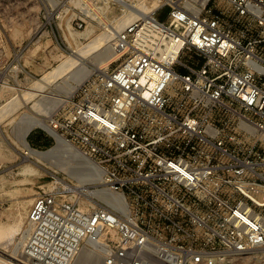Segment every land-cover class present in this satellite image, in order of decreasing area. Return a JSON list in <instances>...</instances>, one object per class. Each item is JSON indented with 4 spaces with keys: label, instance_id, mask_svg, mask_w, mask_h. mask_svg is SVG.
<instances>
[{
    "label": "built area",
    "instance_id": "2783aa9c",
    "mask_svg": "<svg viewBox=\"0 0 264 264\" xmlns=\"http://www.w3.org/2000/svg\"><path fill=\"white\" fill-rule=\"evenodd\" d=\"M225 1L176 0L117 30L113 66L48 121L97 166L101 202L37 192L14 263L224 264L264 248V0Z\"/></svg>",
    "mask_w": 264,
    "mask_h": 264
},
{
    "label": "rangeland",
    "instance_id": "374dc122",
    "mask_svg": "<svg viewBox=\"0 0 264 264\" xmlns=\"http://www.w3.org/2000/svg\"><path fill=\"white\" fill-rule=\"evenodd\" d=\"M219 1L227 5L225 0H215L218 4ZM123 14L121 0H0V109L3 107V111L0 110V113H3L0 117V224L13 221L10 214L21 199L26 203L27 215L33 197L40 191L65 195L83 208L95 203L91 197L101 202V196L98 194L101 192L100 176L97 178L95 171L84 168L87 163L79 153L74 157H65L68 164L66 169L49 163H39L38 166L30 162L37 171L21 172V165L27 162L20 161L19 151H22V147L17 143V134L33 117L44 122L49 121L54 111L73 95L84 77L99 72V69L93 67L99 64L96 57L90 58L84 66L76 69L77 73L75 71L69 77H57L43 88L33 90L34 84L39 82L42 75L58 64L59 60L53 55L60 51L65 54L70 52L61 33L60 19L67 20L78 32L83 31L87 25H92L91 33L96 34L111 30L116 23L115 19L117 21ZM166 14L167 6L159 8L158 18L164 19ZM81 18L85 19V23L81 28H76L74 24ZM79 40L85 43L87 38L80 35ZM109 49L111 52V47ZM186 56L184 53L183 57ZM113 64L114 61L110 60L106 66L112 67ZM38 135L41 138L36 137ZM25 139L31 147L38 150H47L54 145L53 139L41 125L32 126ZM46 141L48 142L45 143ZM102 194L108 197L107 193ZM30 197L32 199L27 200ZM19 253L20 244L15 252L9 250V246H0V257L12 259L13 263ZM73 264L101 263L89 260L85 252H81ZM224 264H264V248L231 256Z\"/></svg>",
    "mask_w": 264,
    "mask_h": 264
},
{
    "label": "bare ground",
    "instance_id": "6f19581e",
    "mask_svg": "<svg viewBox=\"0 0 264 264\" xmlns=\"http://www.w3.org/2000/svg\"><path fill=\"white\" fill-rule=\"evenodd\" d=\"M75 2H78V0H75ZM121 2H122V7L124 8V14L121 17H119V19L117 21L115 19L116 23L113 24L111 30L109 29V30L101 31V32L96 33V34H92L91 33L92 32V25H87L83 31L78 32V31H75V29H73L70 26V24L67 20L63 21L62 19H60L59 26L61 28V33L63 35L64 40L66 41L67 45L70 48V52H69V54H65V53L60 51L59 53H56L53 55V57H55L59 60L58 64L56 66L52 67L50 70L46 71L42 75L39 82H36L34 84L33 90L35 88H43L46 84H48V82L56 79L57 77H63V76L69 77L72 75L71 74L72 72L75 73V71H76V73H77L78 71L76 69L84 66V64H86L90 58L96 57L99 64H97V65L95 64L93 67L97 70L99 69V71L104 72L105 67H106V63L109 62L110 60L112 61L117 56V55H114L113 51L109 52V50H110L109 48L112 46L111 41H112V39H114L117 30L121 29L129 21H131L135 18H138V17H144V16L148 15L149 13H151V11L154 10L155 8L161 6L165 3H171V2L174 3V2H176V0H121ZM98 14L100 16V12ZM105 27H107V26H105ZM80 35H83L85 38H87V41L85 43H83L82 41L79 40ZM83 72H85V71H83ZM81 76H82V74L80 75V77ZM86 77H84L82 80H84ZM44 96H45V94H44ZM46 96H47V94H46ZM69 98H70V96L68 97V99ZM41 110H43V109H41ZM1 111H3V107H2ZM5 114L6 113H4V115ZM2 115H3V113H0V117ZM34 125H41V127L46 132H48L49 134H51L54 137V145L53 146H51L47 150H38L36 148L31 147L27 143L25 136L28 133V131L30 130V128ZM17 143L22 147V151L21 152L19 151V153L21 154L20 161L26 160V162H27L23 166L21 165V167H20L21 169H19V168L18 169L20 171L21 170L22 171H24V170L25 171H31L29 173L37 171V169L33 165H31L30 162H33V163L37 164L38 166L40 165L39 163H43V164L49 163V164H52L54 166H57V167L59 166L60 168L66 169L68 164L65 162V157L66 158H67V156H69V157L73 156L74 157L76 155V153L80 154V152L74 146L67 143L61 137L60 134H57V132H55L53 125H49L47 120H45V122H44L43 120L36 119V117H33L31 120L28 121V123L26 125H23V127L21 128V131L17 134ZM2 150H4V149H2ZM2 153H4V152H2ZM81 156L85 159V163H87V165L84 166V168L87 167V169L89 168V169H91V171H95L97 174L96 175L97 178H98V176H100L99 178H102V175H101L100 171L98 170L97 166L94 164V162L91 161L89 158L83 156V155H81ZM4 158H5V156H4ZM1 164H4V163H1ZM48 166H50V165H48ZM86 172L84 174H86ZM89 172H90V170H89ZM90 173H88V174H90ZM92 176H93V174H92ZM57 188H59V187H57ZM71 188L69 187V189H71ZM17 193H18V191H17ZM105 193H107L108 197H110L111 199H115L116 201H118V197L115 194H113L111 192H105ZM14 196H16V194ZM31 199H32V197L28 198L27 200H31ZM27 200H25V201H27ZM25 204L26 203L24 202V199H21L20 201H18L15 204L13 212L10 214V219H12L13 221L11 223L0 224V246H9V250H11L12 252L16 251V249L18 248V246L21 243L22 238H23V231L25 228V225H24L25 215H26V210H27ZM0 264H14V263L10 259L6 260V259L0 257Z\"/></svg>",
    "mask_w": 264,
    "mask_h": 264
},
{
    "label": "crops",
    "instance_id": "0c3cea01",
    "mask_svg": "<svg viewBox=\"0 0 264 264\" xmlns=\"http://www.w3.org/2000/svg\"><path fill=\"white\" fill-rule=\"evenodd\" d=\"M36 137H38V138H41V136H39V135H38V136H36Z\"/></svg>",
    "mask_w": 264,
    "mask_h": 264
},
{
    "label": "trees",
    "instance_id": "16d2710c",
    "mask_svg": "<svg viewBox=\"0 0 264 264\" xmlns=\"http://www.w3.org/2000/svg\"><path fill=\"white\" fill-rule=\"evenodd\" d=\"M48 141H46L45 143H47Z\"/></svg>",
    "mask_w": 264,
    "mask_h": 264
}]
</instances>
